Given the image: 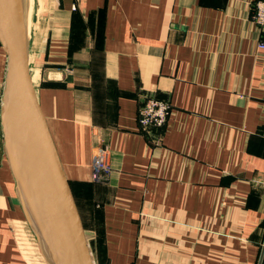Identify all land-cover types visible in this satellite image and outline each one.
<instances>
[{
  "label": "crops",
  "instance_id": "crops-1",
  "mask_svg": "<svg viewBox=\"0 0 264 264\" xmlns=\"http://www.w3.org/2000/svg\"><path fill=\"white\" fill-rule=\"evenodd\" d=\"M257 1L50 0L41 45L28 0L29 71L34 83L33 52L41 109L85 231L94 232L93 264H259L264 31L253 19ZM7 59L0 41V264H29L11 231L26 219L4 150ZM149 97L171 104L162 130L140 128ZM97 149L110 150L112 168L98 182Z\"/></svg>",
  "mask_w": 264,
  "mask_h": 264
},
{
  "label": "water",
  "instance_id": "water-1",
  "mask_svg": "<svg viewBox=\"0 0 264 264\" xmlns=\"http://www.w3.org/2000/svg\"><path fill=\"white\" fill-rule=\"evenodd\" d=\"M28 0H0L8 57L1 121L4 150L26 222L47 264H93L86 231L29 71ZM264 256L262 250L259 264Z\"/></svg>",
  "mask_w": 264,
  "mask_h": 264
},
{
  "label": "built area",
  "instance_id": "built-area-1",
  "mask_svg": "<svg viewBox=\"0 0 264 264\" xmlns=\"http://www.w3.org/2000/svg\"><path fill=\"white\" fill-rule=\"evenodd\" d=\"M254 21L264 31V1L255 3ZM259 48L264 51V40L260 42ZM171 114V104L168 100H161L156 97L147 98L139 108L138 122L142 131L149 132L153 129L162 130L166 125ZM110 150L97 149L93 156L92 163V179L93 181H102L106 179L112 172L110 163ZM24 221H14L11 225V231L15 236L17 244L18 239L22 236V226ZM18 235V238H17Z\"/></svg>",
  "mask_w": 264,
  "mask_h": 264
},
{
  "label": "rangeland",
  "instance_id": "rangeland-1",
  "mask_svg": "<svg viewBox=\"0 0 264 264\" xmlns=\"http://www.w3.org/2000/svg\"><path fill=\"white\" fill-rule=\"evenodd\" d=\"M30 3L32 4V11L34 14L33 19L35 21V25H32V27H35L37 42L39 41L38 39H40V44L42 45L43 37L46 33L47 24L52 20L53 17L52 6L50 4V0H30ZM31 54L32 76L33 79L37 82V85H39L41 82V67L38 65V61L34 59V53L32 52ZM24 222L25 224L22 226L21 231L19 232L23 234L18 239L22 254L25 256L29 264H47L40 251L37 239L33 234L29 224L26 221ZM92 233H94L92 232V229L88 228L86 237L87 240H89L91 243L93 242V237L91 235Z\"/></svg>",
  "mask_w": 264,
  "mask_h": 264
},
{
  "label": "bare ground",
  "instance_id": "bare-ground-1",
  "mask_svg": "<svg viewBox=\"0 0 264 264\" xmlns=\"http://www.w3.org/2000/svg\"><path fill=\"white\" fill-rule=\"evenodd\" d=\"M34 83L36 84L37 82L33 79Z\"/></svg>",
  "mask_w": 264,
  "mask_h": 264
}]
</instances>
